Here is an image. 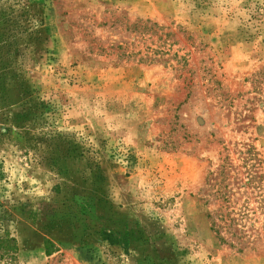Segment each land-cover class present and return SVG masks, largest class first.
<instances>
[{"label":"rangeland","instance_id":"374dc122","mask_svg":"<svg viewBox=\"0 0 264 264\" xmlns=\"http://www.w3.org/2000/svg\"><path fill=\"white\" fill-rule=\"evenodd\" d=\"M31 3L0 51V264H264V0Z\"/></svg>","mask_w":264,"mask_h":264},{"label":"trees","instance_id":"16d2710c","mask_svg":"<svg viewBox=\"0 0 264 264\" xmlns=\"http://www.w3.org/2000/svg\"><path fill=\"white\" fill-rule=\"evenodd\" d=\"M0 7H6L5 10H0V51H5L11 57L18 51L20 36L27 35L25 40L28 45L34 41V35L40 34L43 24L34 15H29L31 0H0ZM16 250L15 240L4 237L0 231V257L6 256L11 260Z\"/></svg>","mask_w":264,"mask_h":264}]
</instances>
